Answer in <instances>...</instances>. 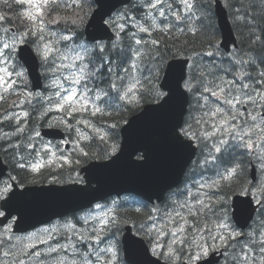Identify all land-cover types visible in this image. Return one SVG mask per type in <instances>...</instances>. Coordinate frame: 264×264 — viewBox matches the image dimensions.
Returning a JSON list of instances; mask_svg holds the SVG:
<instances>
[{
  "label": "snow or ice",
  "instance_id": "snow-or-ice-1",
  "mask_svg": "<svg viewBox=\"0 0 264 264\" xmlns=\"http://www.w3.org/2000/svg\"><path fill=\"white\" fill-rule=\"evenodd\" d=\"M17 2L24 6V11L19 15L28 24L25 30L21 31L17 36L15 33L11 37V42H0V101L6 98L7 94L15 93L14 86L17 85L18 80L24 75L23 72L15 70L12 53L17 52L19 44H23L29 37L33 38V43L36 44V54L40 56V59L44 62L52 60L55 64L54 72L61 73V79L53 80L52 86L56 91L49 96L47 99L54 105V110L62 112L65 116L72 118L77 115L84 116L85 114H91L92 116L103 114L102 109L97 101H103L104 96L109 93L99 87H90V81L96 76L103 67H91L94 65L92 58H87L82 55L81 52H76L75 57L71 58V63H64L70 59L67 53H59V49L55 47V44L51 40H46L47 30L49 25H55L61 23L60 7L64 4V8L69 5L64 0H17ZM180 3L185 9H191L193 4L190 0H180ZM163 0H149V8L157 10L161 18H166V13L162 9ZM72 6L75 7L76 0H72ZM168 9L171 12L172 6L168 5ZM176 16V20L182 19L180 12L176 11L173 13ZM187 15V13H186ZM3 16H0V21L4 20ZM75 23V21H73ZM154 25L149 27L138 26L139 31L151 35V31ZM163 30V29H162ZM7 32L8 29H5ZM55 36V32H52ZM71 37L63 35L59 37V40L68 41ZM59 41H57L58 43ZM147 41L142 39H136L135 44H145ZM152 45H157L156 40L151 41ZM84 53H87V49L83 48ZM103 52V47L98 49ZM70 51H75L71 49ZM130 55H127L119 60V63L114 67L109 66L107 71L110 74H115L116 79L109 81L108 88L110 91L115 92L121 99H131L139 91L137 85L140 81L134 75L139 70V61L142 58V53L139 48L130 49ZM208 56H212L213 53L208 52ZM60 63H56V60ZM109 65H112V61H108ZM120 69L125 75H121L116 69ZM11 69V70H10ZM63 70H67L65 73ZM212 70L208 69V73L211 74ZM16 77L14 79L13 77ZM235 79L228 81L224 80L223 77H215L214 79H207L205 72L201 71L199 77L196 79L198 85L197 90L201 91V95L198 98L199 101H203L200 107L205 109L202 117L197 123L210 124L211 130L203 131L201 136L204 140H211L218 138V142L214 143L209 151V155L212 152L219 154L218 156H212L211 159L206 158L204 163L207 166L216 168V175L218 179H212L211 182L199 183L196 191L193 192L189 189L185 199L178 203L177 206L166 214L164 220L160 222L159 227L153 225L149 231L156 232L155 247L152 249L153 253H156L157 249L161 250V255L167 254L170 258H176V249L174 245H180L181 247L185 244L189 235H192V247L187 253L188 261L187 264H201L205 258L208 257L210 250H222L224 251L231 247V242L238 240L243 235L240 232H236L231 228L227 219L226 212L222 213L223 203L219 207L215 206V202L210 203L213 200L215 192L220 188L221 181L231 180L233 176L237 174L239 165H235L230 168H226L224 173H221L218 168V163L221 160L223 153L229 149L244 148L248 153H261L264 156V92H257L260 96V103H257L256 98L250 93L244 90L249 89L248 83H241L240 90L233 89V85L237 80L242 81V76L234 73ZM264 76V73H261ZM217 80L219 82H217ZM185 91L192 92L193 83L191 80H185ZM264 84V80L260 81ZM252 91H256L252 89ZM123 93L121 96L120 94ZM215 101V103H214ZM30 102V101H29ZM22 103V102H21ZM13 106H17L16 102L13 101ZM23 117H27L28 113H22ZM9 117H5L8 119ZM20 122V114H17L16 123ZM77 123H83L85 127H91L86 120H78ZM110 127H116V125H110ZM18 132H23V128H17ZM78 131V130H77ZM187 133H185L186 135ZM8 134L5 133V136ZM39 135V133H37ZM255 137V138H254ZM87 140V136L82 137ZM101 139H104L102 136ZM19 145H17L18 147ZM29 148H34V145L29 144ZM50 151V149H45ZM81 155H88L83 149H80ZM56 154L53 152L52 156ZM64 163H69L67 157L63 158ZM53 161L49 159L48 165H51ZM25 165L21 164L23 168ZM45 164L42 162H36L31 165L33 172H39ZM264 170V166H262ZM256 180L255 177H253ZM255 191L252 188L242 189V193L245 195L252 194L253 199L258 207H264V198L257 199L256 194L260 197H264V181L256 180L254 184ZM9 189L6 187L3 192H7ZM0 192V195H3ZM212 193V195H209ZM219 200V197H216ZM4 213L0 212V216ZM215 216V220H211L210 217ZM92 219H97L92 217ZM264 222V217H262ZM110 224L107 220H101L99 227H93L91 231L95 234L94 236L79 235L78 240L80 243H88L99 245L102 241V233H104ZM52 231H56L53 229ZM44 233H48L47 236L41 235L39 237V243L48 244L52 239V235L48 229L43 230ZM204 233H207L205 237ZM37 234L33 233L32 236L28 237L29 240L36 237ZM252 235V234H249ZM165 236H170L171 240L165 245L161 244V239ZM200 237V242L195 239ZM211 241V243H209ZM249 243H257L255 239L249 241ZM260 252L264 254V238L258 241ZM27 248H35V244H28L24 246ZM245 245L241 248V251L233 253L232 260L234 264H264V255L260 256L259 261H256L254 256H249L248 251H254V249H247ZM71 250L73 257L77 255V248L69 238V243L57 247H49L45 253L39 251L34 252L32 255L37 258V264H45L44 261L39 260L42 255L48 256L52 253H59L61 251L67 253ZM23 254H27L24 252ZM111 254V256H109ZM7 255V253H5ZM94 257L88 259V256ZM116 253L113 246H107L103 248H89L86 254H82V264H114L112 257H115ZM67 257H60L54 261L53 264H65ZM19 264H24L23 260L19 261ZM69 264H80L75 258L72 259ZM210 264V262H209Z\"/></svg>",
  "mask_w": 264,
  "mask_h": 264
},
{
  "label": "trees",
  "instance_id": "trees-1",
  "mask_svg": "<svg viewBox=\"0 0 264 264\" xmlns=\"http://www.w3.org/2000/svg\"><path fill=\"white\" fill-rule=\"evenodd\" d=\"M226 3L234 31L238 38V50H240L242 57L238 55L234 58L226 56L218 48L220 33L213 13L212 0H196L193 13L184 18L181 22L182 25L179 26L180 28L189 29L185 33H180L177 27L171 25V21L159 17L157 19L161 23L159 28H161V30L163 29V31H155L154 34L151 33V35L142 32L138 33L137 28L130 24L126 29L120 31V39L114 43L86 45L84 47L88 51L87 53L83 52L82 55H85L86 59L92 58L94 60V65H90V68L93 66L100 67V65L103 64V67L100 68V71L89 84L90 87H99L109 93L104 96L103 101H97L99 106L104 109L103 114L92 116L89 113L84 116L77 115L69 118L62 112L55 113L50 111L44 103L34 102L30 108L26 129L23 132H15V134L18 135L16 142L19 146H16L14 150L9 152L5 149L2 139H6L10 134V129L13 127V120H1V116L5 112V107L0 103V152L7 156L10 165L15 168L18 182H25L31 179L27 172L16 167L17 163L20 162V158L17 157V155H26L27 143L31 138L30 136L34 135L39 127L59 126L65 129L71 136L69 130L72 129V126H74L78 120H86L91 127H86L88 130L87 137H89L82 142L81 149L87 152L88 155H81L80 152H77L80 159L79 165H83L93 159L104 160L110 157L118 149L120 143V129L127 119L137 113L145 104L157 102L162 97L163 94L159 89V81L167 62L174 57L185 56L191 57L192 60H196L198 56H201L199 67L196 72L198 75L197 77H199V73L203 71L207 79H214L215 77L225 75L224 77L222 76L224 80H226L225 78L234 80L230 77L232 74L234 75V73L238 74L240 71H244L240 75L243 76L242 78L250 85L252 82L258 84L261 80H264V76H261V73H264V0H226ZM94 7L93 0H82V5L77 7H60L61 23L49 25L45 38L52 39V37L48 35V32L53 29L56 32L55 35L57 33L59 34L58 37L63 35L71 37L68 41H62L58 38V40L61 41L62 47L65 49H69L70 43H77L80 42V40L82 43V38L84 37L83 28L88 19L89 12H91ZM23 11L24 6L20 5L16 0H0V16L5 18L3 24H7L6 28L9 26L13 27L18 33L25 30L28 21L24 20L19 15V13ZM120 11L124 12L127 16L132 14L142 22L145 18L144 5L138 6V2L135 0L128 7ZM73 21H75V23H73ZM170 25L171 27L168 30H164L165 26ZM136 39H142L143 41H147V43L138 46L135 44ZM152 40H156L158 44L152 45ZM26 42L36 46V44L33 43L32 37H29ZM101 47L104 49L103 52L98 50ZM136 48H139L142 53V58L139 61V70L134 73L136 78L140 81L137 85L139 91L131 99H121L115 92L110 91L108 88L110 79L115 80L116 76L115 74H110L107 68L109 66L115 68L120 59L131 54L129 51L130 49ZM208 52L213 53V55L205 56ZM109 60L113 62L112 65H109ZM14 61L18 64L16 57ZM208 69L212 70L211 74L208 73ZM116 71L121 75H125L118 68ZM24 82L29 86L27 80H24ZM217 82L219 81L217 80ZM193 85L194 88L191 97L192 107H190L187 118L188 121L192 118L191 124L197 125V119L203 110V108L200 107L203 101L198 102V99L196 100L194 98L195 93V95H199L200 97L201 92L197 90L198 85L196 84V79ZM239 85H241V83L235 84V86ZM120 95L122 96V93ZM41 96L42 95H40L39 99ZM57 114L63 115L67 120L69 119L70 123L60 120ZM80 125L84 124L80 123ZM110 125H116V127L113 128L110 127ZM199 126L200 124L198 127ZM5 133L8 135L5 136ZM102 136L104 139H101ZM208 149L209 148L206 147V150ZM218 155L219 154H215L214 156ZM206 158L210 159L206 153L203 155L200 152L194 166L198 161L204 162ZM234 164H238L241 167L243 166V172L230 182L224 181L219 194L213 196V200L209 201L210 203L215 202L216 207H219L220 204L223 203L221 214L226 212L227 216L229 215L231 196L235 193L242 192V189H244L243 187H245L244 185H246L249 180L248 162L242 149L239 150V154L227 153L225 151L218 163V168L222 170ZM79 165L77 164L76 168H78ZM194 166H192L188 176H190ZM39 178L41 177L39 176ZM57 178L59 182L65 183L68 178L78 180L80 177L73 173L71 175L64 173L63 175L57 176ZM185 197L186 195L181 197L180 194L176 201L180 203ZM216 197H219V200H216ZM143 205V208L146 209L142 212H135L132 210L125 211L135 223H141L143 216H145V213L150 209L149 206ZM259 216L260 218L264 217L262 214ZM210 219L215 220L216 217L211 216ZM184 252L188 251L185 250ZM184 252L181 254H184ZM229 264H234L233 260H230Z\"/></svg>",
  "mask_w": 264,
  "mask_h": 264
},
{
  "label": "water",
  "instance_id": "water-1",
  "mask_svg": "<svg viewBox=\"0 0 264 264\" xmlns=\"http://www.w3.org/2000/svg\"><path fill=\"white\" fill-rule=\"evenodd\" d=\"M129 1L95 0L98 8L87 25V40H112L114 36L105 21L118 7ZM215 13L222 32V47L229 51L231 44H236V40L227 13L218 0ZM18 56L28 69L33 90L41 89L38 61L31 47L20 46ZM187 63V60H176L168 64L161 83V88L168 92L167 98L159 105L146 107L142 113L130 120L121 132L122 148L112 160L91 162L81 170L86 185H52L12 192L11 197L2 202L7 216L0 219V224L17 215L15 231L23 232L89 207L107 197L125 193L139 195L151 202L154 199L161 200L168 189L181 182L185 169L195 154L191 143L185 141L178 132L188 103L181 86L186 76ZM42 135L49 139L64 137L56 129H43ZM139 152L143 153V161L135 160ZM4 170L0 160V172ZM233 207L236 225L246 229L255 212L252 200L250 197H235ZM122 242L125 258L130 264H164L150 255L145 241L134 236L131 227H126ZM220 259L221 256L212 254L201 264H216Z\"/></svg>",
  "mask_w": 264,
  "mask_h": 264
},
{
  "label": "rangeland",
  "instance_id": "rangeland-1",
  "mask_svg": "<svg viewBox=\"0 0 264 264\" xmlns=\"http://www.w3.org/2000/svg\"><path fill=\"white\" fill-rule=\"evenodd\" d=\"M190 2H191V0H190ZM146 3H149V2L147 1ZM169 4H171V6H172V11L171 12L168 9V5ZM161 7L165 11V13H167V12L174 13V12L179 11V10H182L183 12H188V10H189V9H185L184 8V6L180 3V0H177L176 4L172 3V0H171V2L168 1V0H163V4H162ZM144 14L149 19L150 23L152 25H154V27H156L159 24V22L157 20V17H159V12L157 10L150 9L149 5H147V6H144ZM129 15H132V14H129ZM134 18H136V17L134 16ZM122 19L123 18H121V17H115L113 19V22L115 23V26L117 28H121V29L127 28V26L124 25V23H126V21L129 20V17H125L126 20H122ZM136 19H137V21H140L138 18H136ZM138 25L143 26V27H149L150 26L147 21L146 22L140 21V24H138ZM9 30L11 31V29H8V31ZM11 37H12V35L6 34L5 38H3L1 42H11ZM60 53H63V52H59V53H57V55H59ZM51 63H52L51 66L48 65L49 67H52V71L51 72L53 73V75H55V74H59V75L50 78V80H49L50 81V86H52L53 80L61 79V73L60 72H54L53 69L55 68V64H53L52 60H51ZM56 63L58 64V63H60V61L57 59ZM64 63H70V61L67 60V61H64ZM0 66H2V65H0ZM63 71L65 73L67 72V70H63ZM228 81H231V80H228ZM252 89H255L256 91H252ZM260 89H264V84H261V83L256 84L255 82L254 83L252 82L251 85L249 84V89L248 90H244V91L250 92L256 98L257 103H260V96H258L256 94L258 92L257 90H260ZM260 92H262V90ZM193 119H195V118H193ZM202 129H204V131H206V130L210 131L211 130L210 124H205V126L202 127ZM202 140L205 141V142H207V141L210 142L211 140H212V142H215V141L218 142V138H213L211 140H204L203 137H202ZM41 146H42V150L43 151H45V149H50V154H49V157L47 159H44V160H42L40 162H42V163H44L46 165L47 161L49 159H51L53 161L54 159L57 158L58 152L56 151L55 147H49V146L45 147L43 145V143L41 144ZM209 150H210V148H209ZM209 150L205 151L206 155L209 154ZM237 151H238V149H229L226 152L237 153ZM53 152L56 154L54 157L52 156ZM250 154L252 156V159L255 160L256 163H257L258 171L260 172V179L259 180L264 181V170H262V166H264V156H262L261 153H259V152L250 153ZM214 155L215 154L212 152V155L211 156L208 155V156L211 159L212 156H214ZM220 172L223 173L222 170H220ZM238 172H239V174L243 172V166L242 167L240 166V169L238 170ZM207 176H208L209 179H215L217 177L216 172L212 173V174H208ZM217 179H218V177H217ZM198 183H203V182H198ZM5 188L6 187L3 186V189H1L0 192H3V190ZM249 188H252V187H250L249 184H246L245 185V189H249ZM183 190L184 189H182V191H181L182 192L181 193V197L186 195L183 192ZM254 191H255V189H253V192ZM256 198L257 199L261 198L258 193L256 194ZM122 201L132 204V200L129 197L124 199V200H120V199L119 200H114V201H111L109 203H106V204H103V205H99L93 212L81 216V219L83 217L84 221L86 223V224H83L82 226H79L77 223L62 225V227H64V228L65 227L66 228L69 227V229L71 230V232H69V233L73 234V240L71 242L76 245V248L78 250L77 251V255L75 257H73V255L71 253V250H69V252H67V253L61 251V252H59L60 254L57 255V256H56V253H52L51 256L50 255H48V256L43 255V256H41L39 258V260H41V261L47 260V261H44L45 264H53V262L58 260L60 257H67V259L65 260V264H69V262L72 259H74V258L78 262H80V264H82V259H83L82 254H86L90 247L91 248H103V247H107V246H113L114 250H115V253H116L115 257H112V259L114 260V264H125V262L123 260L122 253L119 251V247H118V243H117L118 235L115 234L118 231L117 227L115 228V231L106 230L104 233H102V241H101V243L99 245L88 244V243H80L79 240H78V236L74 235V233H76V234H79V235L94 236L95 234L91 231V229L93 227H99L101 220H107L110 223V220L117 216L116 215V211L120 208V205L122 204ZM92 217H96L97 219H92ZM91 220H95L94 222L96 224L94 226H91L89 224V222ZM160 222L161 221H159L158 218H156V217L153 218L151 224L145 225V227H146L145 231H147V233H150L151 231H149V230L151 229V227L153 225H155L156 227H159ZM44 229H48L49 232L51 233L52 239L50 241H52V242L53 241L60 242V245L57 248H59L61 245L69 243V242H67L68 233L67 234L66 233H62L61 230H58L57 226H48V227H46ZM44 229H41L40 231L36 232L35 233V234H37L36 237H34L33 239L29 240L28 237H30L32 235L18 237L17 235L13 234L11 226H8L6 228H0V264H19L20 260H23L24 264H37V258H35V257H33V255H31V251L34 250L33 252H35L37 247H39L40 245H46V244L39 243V237L41 235H43V236H47L48 235V233H44L43 232ZM53 229H55L56 231H52ZM155 234H156V232H155ZM249 234H252V235H249ZM246 236H247V239H248V241H247L248 248L246 250L254 249L253 247L252 248L249 247L251 245H256V246L261 247L259 245L258 241L261 238H264V225H263V222L262 221H258L257 223L255 222L253 227L248 231ZM63 237H65L66 239L63 240ZM166 238H167V236H165L163 239H161V241H160L161 244H163L162 242ZM193 239H194L193 236L190 237L185 242V244L182 247L180 245H174L173 246L176 249V252H175V257L176 258H178V256H176L177 255L176 253H178V249L181 248V251L184 252L186 250V246H189V245L192 244V240ZM195 239L198 240V237H195ZM252 239H255L257 241V243H251L250 244L249 241H251ZM155 240H156V236L152 240V246L153 247L151 249H153L155 247ZM170 240H171V237L169 236L167 242L169 243ZM28 244H35L36 247L35 248H27V249H25L24 246L28 245ZM163 245H165V244H163ZM47 247H49V246H47ZM166 247L167 246L165 245V249H166ZM233 249L238 250L240 252L239 248H233ZM258 250H259L258 253H255L254 251H248L249 256H254L256 258L257 262L259 261L260 256L264 255V254H262L260 252V249H258ZM38 251L42 253L41 250H38ZM24 252H26L27 254L26 255L23 254ZM5 253H7V255H5ZM160 253H161V250L157 249L155 255L158 256ZM209 253H210V251H209ZM52 256L54 258H56V260ZM109 256H111V254H109ZM163 256L168 257L166 253ZM51 257H52V259H51ZM48 258H49V260H48ZM33 259H36V261H33ZM88 259H92L94 261V257L91 256V255L88 256ZM94 264H95V262H94Z\"/></svg>",
  "mask_w": 264,
  "mask_h": 264
},
{
  "label": "bare ground",
  "instance_id": "bare-ground-1",
  "mask_svg": "<svg viewBox=\"0 0 264 264\" xmlns=\"http://www.w3.org/2000/svg\"><path fill=\"white\" fill-rule=\"evenodd\" d=\"M172 2L173 3H176L177 2V0H172ZM227 4V3H226ZM227 6V5H226ZM228 8V7H227ZM145 15V14H144ZM214 16H215V19H216V15L214 14ZM160 17V16H159ZM159 17H157V19L159 18ZM239 17V16H238ZM144 22H146L147 21V17L145 16V18H144V20H143ZM5 22V20H2V21H0V40H2L3 38H5V36H6V31H5V29H6V25L7 24H3ZM159 25H161V23L159 22ZM160 30H161V28H159ZM54 30L53 29H51V31L49 30V32H48V35L49 36H51V37H53V38H59L58 36H59V34L57 33L55 36H53L52 35V32H53ZM55 32V31H54ZM58 32V31H57ZM56 33V32H55ZM219 48V47H218ZM220 49V48H219ZM239 49V43H238V46H237V49L236 50H238ZM221 50V49H220ZM222 51V50H221ZM235 57V56H234ZM201 59V58H200ZM208 68V67H207ZM204 70H206V69H204ZM45 71H46V73H47V75L49 76V77H51V75L49 74V70H48V67H45ZM244 71H240L237 75H240V74H242ZM249 74V73H248ZM221 76V75H220ZM223 77L225 76V75H222ZM221 76V77H222ZM230 76V75H229ZM241 76V75H240ZM231 78H233V79H235V76L232 74L231 76H230ZM243 77V76H242ZM226 80H230V79H228V78H225ZM236 83H246V80H244V78H242V81H240V80H237V82ZM235 83V84H236ZM193 84H194V82H193ZM235 84L232 86L233 87V89H235V90H239L240 88H241V85H239V86H235ZM249 84V83H248ZM259 84V83H258ZM46 88H47V90H49L50 88H51V86H50V81H49V79H47L46 80ZM194 88V87H193ZM262 90V92L264 91V89H260V90H257L258 92H260ZM196 94V93H195ZM194 94V98L197 100L198 98H199V95H195ZM191 95H192V92H191ZM200 95H201V92H200ZM0 103L5 107V112L3 113V115L1 116V120L2 121H9V120H13V118H16V116H15V111L10 107V105L8 104V103H5L4 101H0ZM191 115H192V113H191ZM5 117H9L8 119H5ZM191 117H193V116H191ZM190 122L192 123V118L190 119ZM200 124V128H202V127H204L205 126V124L204 123H199ZM197 134H199V135H201V132H198ZM203 141V140H202ZM206 145H207V143H209V141H207V142H205V141H203ZM241 149V148H240ZM240 149H238V151H237V153L236 154H239V150ZM209 150V149H208ZM214 154H216L215 152H213ZM228 153V152H227ZM230 153H233V152H230ZM248 153V152H247ZM233 154H235V153H233ZM209 155V154H208ZM246 156V158H247V162H248V166H251L252 164H254L256 161L255 160H253L252 159V156H251V154L250 153H248V155H245ZM209 157V156H208ZM239 157V156H238ZM20 162H18L17 163V165H16V167H18V164H19ZM244 163H246V162H244ZM244 163H242V164H244ZM78 165H79V163H78ZM220 171V170H219ZM216 172V168H213V169H211L210 171H209V173L208 174H212V173H215ZM16 180L18 181V177H16ZM225 182H228V181H225ZM250 182H249V180H248V183L247 184H249ZM245 186V185H244ZM251 187V186H250ZM244 189H245V187H243ZM181 191H182V189H181ZM239 194H243L242 192H240V193H238V195ZM263 224H264V222H263ZM117 228H118V231H117V233H115V234H117L118 235V237H120L122 234H123V229L120 227V226H117ZM204 234H206V233H204ZM60 245V242H57V241H50L48 244H46V245H40L39 247H37V249H36V251H38V250H41L42 251V253H45L47 250H48V248L49 247H58ZM47 246H49V247H47ZM255 247H254V252L255 253H258L259 252V250L256 248V245H254ZM233 250V253H239V252H236V251H238V250H235V249H232ZM34 251V250H33ZM33 251H31V255L34 253ZM35 251V252H36ZM183 251H181V248L180 249H178V253H176L177 255L178 254H181ZM185 253V252H184ZM60 253H56V256L57 255H59ZM43 256V255H42ZM51 256V255H50ZM163 256V255H162ZM34 257V256H33ZM53 257V256H52ZM52 257H51V259H52ZM43 258V257H42ZM54 258V257H53ZM163 258L164 259H166V260H168V259H170L169 257H165V256H163ZM55 260H56V258H54ZM48 260H49V258H48ZM33 261H36V259H33ZM44 261H47V260H44ZM229 264V263H228Z\"/></svg>",
  "mask_w": 264,
  "mask_h": 264
}]
</instances>
